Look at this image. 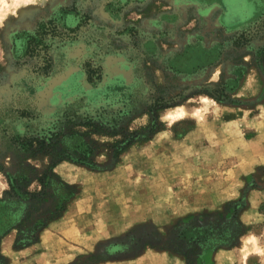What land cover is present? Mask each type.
Instances as JSON below:
<instances>
[{
    "label": "rangeland",
    "instance_id": "obj_1",
    "mask_svg": "<svg viewBox=\"0 0 264 264\" xmlns=\"http://www.w3.org/2000/svg\"><path fill=\"white\" fill-rule=\"evenodd\" d=\"M64 111L92 166L13 139ZM45 170L74 193L3 264H264V0H0V199L46 216Z\"/></svg>",
    "mask_w": 264,
    "mask_h": 264
},
{
    "label": "trees",
    "instance_id": "obj_2",
    "mask_svg": "<svg viewBox=\"0 0 264 264\" xmlns=\"http://www.w3.org/2000/svg\"><path fill=\"white\" fill-rule=\"evenodd\" d=\"M87 81H92V75L90 71L87 69ZM100 75H97L99 78ZM19 115L23 117H28V112L20 111ZM86 124L92 125L94 122L92 121V117L90 115H82L75 111H64L62 118H58L56 121L50 123L46 127L36 130L40 132H35L29 136L18 135L13 139L16 140L22 146H27V148H31L32 144L35 145L34 149L30 150L31 155L37 152L48 153L51 157V163L49 167H52L60 161L68 160L75 163H80L87 166H92L93 161L91 159L93 148L89 145H85L84 149H80L76 143L69 142V135L73 134L72 126L75 124ZM157 130V127H150L149 132L144 135H138L135 137L129 138L124 146L119 147L114 151V156H116L120 151L124 150L128 145L136 141H143L150 137L152 133ZM138 134V133H134ZM133 134V135H134ZM74 149L76 151L71 150ZM52 174L45 170L44 173L38 177V180L43 184L48 183L46 178L48 179ZM22 177L20 174L13 177V179L9 180V188L10 190L6 192V196L0 199V237L6 234L9 230L15 229V243L19 246L28 245L38 239L37 232L39 228L44 226L46 222L49 220L61 215L62 211L65 209V205L70 197L74 193V189L68 187L62 181H52L49 178V183H57L61 185V193L58 197L53 198V206L51 209H48L47 215L44 217H32L30 213H27L25 209L21 208L20 200L17 197V188L18 181L21 180ZM52 183V184H53ZM44 190L40 192L42 195ZM38 193H31L30 196L37 199ZM37 209V206L36 208ZM206 232L207 230L213 231V229H209V227H204L199 229L200 232ZM207 231V232H208ZM218 232H215L217 238H221V236L227 237L228 231L225 229ZM225 234V235H224ZM3 257L0 255V264H3Z\"/></svg>",
    "mask_w": 264,
    "mask_h": 264
},
{
    "label": "bare ground",
    "instance_id": "obj_3",
    "mask_svg": "<svg viewBox=\"0 0 264 264\" xmlns=\"http://www.w3.org/2000/svg\"><path fill=\"white\" fill-rule=\"evenodd\" d=\"M202 100L205 101L206 98H203ZM184 113H185L184 109L180 107L173 115L170 114L169 117L170 119L179 118V117H182Z\"/></svg>",
    "mask_w": 264,
    "mask_h": 264
}]
</instances>
